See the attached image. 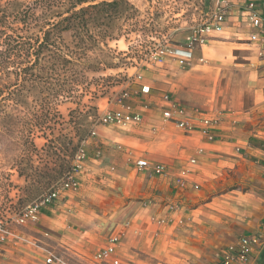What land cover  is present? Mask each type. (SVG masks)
Listing matches in <instances>:
<instances>
[{"label": "rangeland", "instance_id": "rangeland-1", "mask_svg": "<svg viewBox=\"0 0 264 264\" xmlns=\"http://www.w3.org/2000/svg\"><path fill=\"white\" fill-rule=\"evenodd\" d=\"M213 1L127 0L128 6L118 9V19L103 20L97 29L107 39L116 40L108 41L107 47L103 41L91 42L92 47L76 66H44L40 84L46 87L39 85L31 93L23 91L18 99L6 101L0 117V236L4 238L0 264H47L48 258L53 259L52 264H89L82 240L45 236L39 228V217L34 223L20 224L19 220L28 205L61 184L75 166L80 150L85 157L86 151L96 146L99 129L105 126L100 121L102 116L122 107L126 110L141 95L149 102H164L162 97L167 94L185 110L205 114L208 104L215 101L220 103L217 112L235 119L237 136L252 140L256 135L264 136V85L240 66L241 54L250 53L248 47L217 45L209 55L208 45L196 44L189 63L171 54L187 49L193 31L202 26ZM55 12L61 16L65 11ZM61 36L71 49L72 34L64 32ZM200 49L205 54L202 61ZM144 85L150 88L147 95L140 93ZM60 87L62 92L56 96L54 92ZM250 98L255 99V105L244 108ZM36 117L43 120V131L35 129ZM166 133H149L150 140L144 145L149 155L164 162L185 154L180 155L181 144L186 136H193L175 124H170ZM47 140L50 143L46 146ZM252 173L249 171V182L236 187L259 191L262 185L251 179ZM88 220L90 229L102 228L104 234H113L119 228L106 223L100 214ZM190 251L195 259L204 260L198 251ZM263 253L256 264H264ZM174 256L170 264H195L191 259L178 258L177 253ZM154 260L136 264H161L159 255Z\"/></svg>", "mask_w": 264, "mask_h": 264}, {"label": "crops", "instance_id": "crops-1", "mask_svg": "<svg viewBox=\"0 0 264 264\" xmlns=\"http://www.w3.org/2000/svg\"><path fill=\"white\" fill-rule=\"evenodd\" d=\"M244 2L253 3L264 20V0ZM242 10L243 5L234 7L225 19L224 31L208 38L204 47H248L250 53H240V66L263 87L264 58L246 42L252 30ZM200 50L202 61L205 54ZM254 105L255 99L250 98L244 108ZM128 107L141 116L142 123L99 129L98 143L86 151L76 175L78 189L63 193L56 205L40 210L39 228L45 236L82 240L86 258L116 238L119 264L155 262L158 255L161 264H170L175 253L195 264H218L222 248L259 232L264 221V136H253V140L237 136L235 119L217 112L220 103L214 101L208 104V114L186 110L185 118L198 124L202 119L214 120L215 139L209 141L198 130L192 132L181 144L180 155L186 156L164 162L149 155L144 145L150 134L165 136L169 125L175 124L163 119L169 104L155 99L149 102L141 95ZM141 158L165 165L167 175L149 177L147 172L137 171L135 162ZM249 171L254 172L251 179L261 183L259 191L236 187L249 182ZM96 214L117 225L118 231L108 235L102 228L90 229L88 219ZM191 249L204 260L195 259ZM263 252L253 256L252 264Z\"/></svg>", "mask_w": 264, "mask_h": 264}, {"label": "trees", "instance_id": "trees-1", "mask_svg": "<svg viewBox=\"0 0 264 264\" xmlns=\"http://www.w3.org/2000/svg\"><path fill=\"white\" fill-rule=\"evenodd\" d=\"M63 1L66 0L28 3L0 0V117L6 101L16 100L23 91L31 93L41 85L40 73L44 66H76L92 47L91 42L103 41L107 47L108 41L116 40L107 39L108 36L97 29L103 20L118 19V9L128 6L127 0H67L65 4ZM61 9L65 12L60 16L55 10ZM56 17L61 19L55 22ZM90 26H94V30ZM64 32L72 34L71 49L63 43ZM61 92L60 87L54 93L59 96ZM34 120L35 129L43 131V120L40 117ZM27 142L36 150L30 139ZM49 143L47 140L45 145ZM18 175L22 177L21 172Z\"/></svg>", "mask_w": 264, "mask_h": 264}, {"label": "built area", "instance_id": "built-area-1", "mask_svg": "<svg viewBox=\"0 0 264 264\" xmlns=\"http://www.w3.org/2000/svg\"><path fill=\"white\" fill-rule=\"evenodd\" d=\"M243 5V12L246 15L249 28L252 30L248 33L246 42L251 45L257 52L259 58H264V20L258 15L256 7L253 3L244 0H214L208 7L205 14V20L202 26L193 31L191 41L187 45L186 50H175L171 52L175 58L189 63L192 57V51L195 50V45L205 46L208 38H213L214 35L220 34L225 29V19L232 12L234 7H241ZM165 54V52L163 53ZM150 92L148 86H142L140 93L147 95ZM162 99L169 104L168 110L163 113L165 121H172L175 125L182 129L185 133L189 134L198 130L206 139L213 141L215 139L214 126L215 121L209 119H202L197 122L187 120L186 110L180 107L176 102L172 101L167 94H164ZM124 109V107H122ZM114 110L105 113L101 118L102 125L112 127H124L128 124H139L141 116L139 114H132L126 110ZM264 150V148H263ZM75 166L70 172L67 173L65 179L59 186L53 189L48 194L42 196L36 202L28 205L22 214L19 223H34L38 219L40 210L44 207L57 204L63 193L68 191H76L78 189V182L76 175L82 167L84 152L80 150L76 155ZM193 163V161H192ZM137 171H144L148 173L149 177L153 176H166L168 168L162 164H151L148 160L141 158L135 162ZM180 182V180H179ZM4 238L0 236V247ZM116 238H112L109 244L91 254L87 259L89 264H119L115 258ZM264 249V221L259 229V232L251 236H242L238 239L237 243L233 246L222 248L219 252L218 264H252L253 256L262 252ZM53 259H46L47 264H52Z\"/></svg>", "mask_w": 264, "mask_h": 264}]
</instances>
